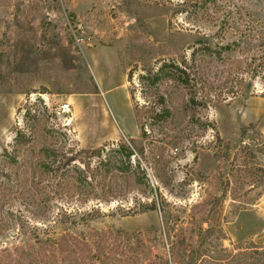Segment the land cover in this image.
<instances>
[{"label": "rangeland", "instance_id": "1", "mask_svg": "<svg viewBox=\"0 0 264 264\" xmlns=\"http://www.w3.org/2000/svg\"><path fill=\"white\" fill-rule=\"evenodd\" d=\"M219 1L0 0V183L11 190L0 191V264H264V86L197 109L174 148L148 135L139 85L208 34L201 14ZM44 129L65 152L122 140L147 183L81 213L56 199L36 207L20 194L32 169L17 137Z\"/></svg>", "mask_w": 264, "mask_h": 264}, {"label": "trees", "instance_id": "2", "mask_svg": "<svg viewBox=\"0 0 264 264\" xmlns=\"http://www.w3.org/2000/svg\"><path fill=\"white\" fill-rule=\"evenodd\" d=\"M263 2L254 0L255 6L248 8L234 7L228 0L214 3L212 9L206 8L201 14L202 23L208 25L207 35L196 38L177 58L160 60L156 70H148L139 76L141 91L149 93L145 105L150 113L149 136L151 133L152 136H164L175 146V141L185 137L187 118L191 120L186 124L194 123L197 109H207L212 103L234 98L254 82L264 86ZM132 71L128 73L129 81ZM131 96H134L132 92ZM247 129H241L242 137ZM45 134L49 131L44 129L41 134L19 132L17 137L27 144L32 169L31 183L22 187L20 194L22 191L27 194L36 207L56 199L74 203V213H81L80 208L89 202L110 204L124 198L134 191L135 181L146 179L147 183L138 161H132L134 151L122 140L93 150L65 152V145L53 149L54 137H50L48 144ZM143 135L146 136L145 130ZM168 144H165L166 148ZM243 148L251 153L249 147ZM163 151L162 146L152 155L160 159ZM40 174L45 176V183L38 179ZM0 191L11 190L0 183ZM139 209L143 212L153 210L154 203L132 208L134 211ZM58 210L62 215L67 213L64 208Z\"/></svg>", "mask_w": 264, "mask_h": 264}, {"label": "built area", "instance_id": "3", "mask_svg": "<svg viewBox=\"0 0 264 264\" xmlns=\"http://www.w3.org/2000/svg\"><path fill=\"white\" fill-rule=\"evenodd\" d=\"M68 104L62 105L60 108L62 111H67L68 110Z\"/></svg>", "mask_w": 264, "mask_h": 264}]
</instances>
